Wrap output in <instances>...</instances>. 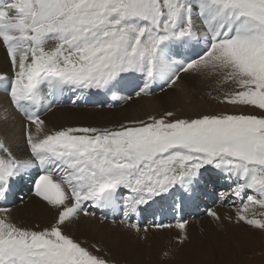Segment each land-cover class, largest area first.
I'll return each instance as SVG.
<instances>
[{"label":"snow or ice","instance_id":"snow-or-ice-1","mask_svg":"<svg viewBox=\"0 0 264 264\" xmlns=\"http://www.w3.org/2000/svg\"><path fill=\"white\" fill-rule=\"evenodd\" d=\"M0 44L12 68L0 90L22 118L20 137L0 133V264H114L71 224L99 211L101 223L110 214L146 240L144 208L163 199L179 210L212 170L229 184L220 199L235 222L264 234V0H0ZM199 81L229 85L208 95L261 114L165 109L116 127L59 129L43 119L69 94L73 104L90 94L126 102L158 86L191 104ZM20 178L53 211L46 226L12 219L5 205ZM187 223L155 227L178 229L183 247Z\"/></svg>","mask_w":264,"mask_h":264},{"label":"bare ground","instance_id":"bare-ground-1","mask_svg":"<svg viewBox=\"0 0 264 264\" xmlns=\"http://www.w3.org/2000/svg\"><path fill=\"white\" fill-rule=\"evenodd\" d=\"M0 75H6L9 78H11L12 76L11 64L7 56L6 50L2 44H0ZM208 83L212 84V82L210 81H202L198 83V85H196V89L198 88L201 89L203 88V86L208 85ZM157 90H158V86H157ZM123 94L127 95L128 93L124 92ZM155 94L149 97H142L139 99L133 98L134 100H131V102L129 103H127V101L117 102L118 104H115V102L110 101L108 97L105 100V98H103V94H90L87 101H78L76 104L71 103V100L75 96L72 99L65 98V101L61 102L58 106H55L53 110L50 111V114L47 112V115L44 116L43 119L46 118L45 121L47 122L48 127L50 129H59L62 127H72V126H93V125H98V127H100V125H102L101 127H116L122 122L127 123L129 121L142 119L143 117H148V115L158 112L160 108L164 110L166 108L172 109L177 106H181L184 103H187L178 93H173L171 90L169 92V96L167 97L163 96L161 98H155L157 96V95L155 96ZM107 103H111L112 107L106 108L105 104ZM196 103L197 102L195 100H192L191 103L193 104L191 106L192 109L196 105L199 106V104ZM187 104L189 106V103ZM94 105H102L105 107H102L103 108L102 110L98 109L99 107L97 108V110H93L96 108H85ZM119 107L121 108L119 109ZM5 114L8 115L7 120H4L2 118ZM21 120L22 118L20 117V115L16 113L14 109H12L7 94L4 91L0 90V133L9 136L10 139L20 137L22 134V129L20 127ZM19 143L21 144V147L19 149L14 148V150L17 151L18 155H23L24 152L22 148V141H19ZM212 177L214 180L215 177L219 178V183L217 187H226L228 185L226 181H224L218 174H216L215 170H212V172L206 174L202 178L195 198L182 205V207L180 208L182 209V212L180 214H177V211L173 212L170 206L171 205L170 200L162 199L159 204L154 203L150 206H146L142 211L143 214L141 213V216L139 217V219L144 223L143 226H146L150 222V225L148 224L147 226V228L150 229L149 227L152 224L154 225L157 224V220L159 219H162L161 223L166 222L169 224L171 222L172 223L174 222L175 225L177 219H181L183 217L185 218L186 214H189L188 218L190 220V224H191L190 228L192 232L194 233L200 232L203 236L205 235L204 237L209 236L216 238L215 241H212L215 243L208 242L204 245L199 244L198 247H196L195 245H190V248L192 249L191 252H189L190 248L185 247L183 249V251L185 252L181 254L179 260H183L184 263L187 264H192L193 260L198 261V259L201 258V256L198 255V252L202 255V252H204L205 249L208 248V245L217 246V249L216 250L214 249V251L216 254H219L220 263H224L226 261L228 262L227 256L231 249L229 243H232V245H234L233 247L236 246V248H239L240 250H246L251 252V251H255L259 247L260 240L264 236V234L260 233L258 230H253L247 225L246 227H248V230L241 233L240 235L235 231H233V226H234L233 221L235 220L234 219L235 215L233 214V212H231L232 213L231 215H234L233 220L229 221L230 223L227 225V223L225 222V217H226V213L230 214V211H228L226 208L223 207V205H225L224 203L218 204L215 207V209H213L221 215L222 223L214 221L210 216H204L202 218L203 211H207L210 207H213L215 203L214 192L217 190V188L214 189L212 187L210 189L206 188L208 186L207 184H210V186H212L213 182L210 181ZM23 182L25 183L24 185H26V188L28 187V185H30V187L28 188L32 187V185L29 183L27 178H20L17 181H15L13 185V196H12L13 198L15 197V199L14 200L11 199L10 203L8 201L5 206L7 207V205H9L8 208L10 209V215L14 221L19 217V220L17 222H23L21 226L29 227L37 223L40 224L42 227L46 226L51 221L54 215L53 211L50 210L46 205V203L40 200L38 197H32L33 196L32 191L30 193L31 197L29 196L19 197L21 187L23 188V184H22ZM221 193L224 192L221 191ZM24 194L25 193H22L23 196ZM17 199H18V204L22 199H24L26 201L25 203L26 205L23 202H21L24 205H21L20 203L17 207L14 206L15 200ZM225 203L227 202L225 201ZM171 211H172V215H169ZM101 214L104 215L103 213L97 211V217L95 219L84 217L89 222L87 223L81 222L78 225H75L74 227L77 229L74 232H72L73 230L71 231L70 227L68 230H70L71 233H74V236L76 238L81 237V238H85L87 241L89 240L90 241L89 244H91L92 242L97 243L99 239H102L99 237L100 235H98V233L99 232L107 233L109 224H112L111 221L113 219V217L109 214V218L105 220L103 223H101L100 221V216H102ZM199 214H200L199 217L201 218L197 217ZM0 215H3V213H0ZM173 217H175L176 219ZM119 218L120 217H116L117 220ZM193 218H197V219H193ZM195 222H198V224ZM234 223L236 224V222ZM190 224H188V226ZM152 229H157L159 230V234H164L168 232H173V230H175V227L166 228V229H158V228H152ZM187 230H190L189 227H187ZM108 233L111 236L120 235L124 237L122 238V241L119 240L120 237L118 238V236H114L116 237L115 239L112 238L113 240H115V243L119 245L118 248L119 252H117L118 256L116 255L115 257H113L115 258V260L119 257L121 259H126L125 261L128 263L145 264L146 258L147 260H149L150 263H151V259L155 260L154 258H158V256L154 255V253L148 252L145 249H141V247L136 249V251H134V254L131 248H130L131 250L129 249L128 251H126L127 249L125 250L124 248L125 245L127 244V241H131L130 237L132 236V233L131 230L125 229L123 225H121L120 227L112 226L111 228H109ZM193 236L195 235L193 234ZM107 243L109 244L110 242ZM196 243H198V241ZM207 253L212 254L213 257L216 256L215 254H213L212 251H208ZM155 264L157 263L155 262Z\"/></svg>","mask_w":264,"mask_h":264},{"label":"rangeland","instance_id":"rangeland-1","mask_svg":"<svg viewBox=\"0 0 264 264\" xmlns=\"http://www.w3.org/2000/svg\"><path fill=\"white\" fill-rule=\"evenodd\" d=\"M202 81H199L196 83V85H198V83H200ZM212 85V87H211ZM214 87V88H213ZM230 88L229 85H225L223 86V88L218 92L216 89H215V85L212 83V84H209L208 85H205L203 86V88L201 89H196L195 88V93H194V98L193 100H195L199 106H195L193 107V109L191 108V106L193 104H188L187 103H184L182 104L181 106H177L175 108H172V110H176L178 112V114L180 115H185V116H192V115H196L197 113H210V114H215V113H220V112H228V113H234V112H244L246 114H255V115H260L261 113H259L257 110L255 109H252L250 107H240V106H232V105H226V104H222L220 103L219 101L217 100H214L212 99L211 96L208 95L209 92L212 93V96H217V95H220L223 91H226ZM200 91V92H199ZM156 94H155V98H161L163 96L167 97L169 96V92L170 90H165V92H160L159 89L157 91H155ZM162 95V96H161ZM134 100V99H132ZM131 102V100L127 101V103ZM196 103V104H197ZM109 103L105 104L106 108H110L108 106ZM115 104H118L117 102H115ZM105 106H102V105H94V106H88V107H85V108H96V109H93V110H97L98 109H103L102 107H105ZM122 107V105H121ZM119 107V109L121 108ZM167 109V108H166ZM168 109H171V108H168ZM164 109L160 108V110L156 113H159V112H162ZM50 114V112H48ZM154 113V114H156ZM47 113L44 115L46 116ZM43 116V117H44ZM46 120V118H44ZM142 119H147V117H143ZM94 127H98V125H93ZM102 125H100L101 127ZM211 182H213L212 186H210V184H207L208 186L206 187L207 189H210L211 187L214 189V188H217V190L214 192V200H215V203L213 205V207H210L209 209H215V207L218 205V204H222L224 203L225 205H223L224 208H226L228 211H230V214L229 213H226V217L227 216H234L235 215V209L230 207L228 205V203H225V202H222L221 199H220V195H221V191L222 192H226L229 190V184L226 186V187H217L218 183H219V178L215 177V180L212 179L210 180ZM209 181V182H210ZM23 188L21 187V191H20V196L19 197H31L30 193H31V188H28L30 187V185H28V187L26 188V185H24L25 183L23 182ZM22 193H25L24 196L22 195ZM13 196V195H12ZM32 197H35L34 195ZM11 199H15V197L13 198H10L9 200V203L11 201ZM18 199H21V198H18ZM18 199L15 200V203H14V206H18L21 202H23L24 204L26 203V199H22L19 204H18ZM23 203H21V205H24ZM13 205V204H12ZM26 205V204H25ZM9 205H7L8 207ZM15 207V208H16ZM231 208V209H230ZM171 209L173 210V212H176L177 210H174L172 207ZM190 212H191V209H190ZM207 211H203V214H202V218L204 216H208L206 214ZM233 212L234 215H231ZM202 213V212H201ZM200 213V214H201ZM143 214V213H142ZM200 214L197 216L199 217ZM102 215V214H101ZM169 215H172V211L171 213H169ZM189 214H186V217L183 218L182 220H185L187 221V227H189L190 230H187V234L189 236V241L187 242V244H185L183 247H179L175 241L176 239L178 238V236L180 235L179 233V230L175 228V230H173V232H168V233H164V234H159V230L157 229H152V228H156L154 224H152L148 229V232L145 234V233H142L141 235H146L147 239L146 240H143L141 241L135 234L134 232L131 231L132 233V236L130 237V240L131 241H127V244L125 245V250L128 251L130 248L133 250V254H134V251H136V249L140 248L141 249H145L147 250L148 252H151V253H154L155 256H158V258H154L155 260L151 259V263L155 264V262L157 264H187V263H184L183 260H179L181 254L185 251H183V249L186 247V248H190V245H195L196 247H198V245H204L208 242H212V241H215L216 238L215 237H204L200 232H192L191 231V224H190V220H189ZM175 218V217H173ZM201 218V217H199ZM144 219V218H143ZM154 219V218H153ZM152 219V221H153ZM176 219V218H175ZM192 219V218H191ZM193 219H197V218H193ZM19 220V217L15 220V222L19 225H21L23 222H17ZM87 219H85L84 217H81L79 220L75 221L74 223L71 224L70 226V229L72 232H74L77 228H75L74 226L75 225H78L79 223L81 222H89L88 220L85 221ZM145 220V219H144ZM151 221V222H152ZM134 222V221H133ZM162 222V219H159L157 220V223H161ZM225 222L227 223V225L230 223L228 219L225 218ZM235 220L233 221V231H235L236 233H238L239 235L243 232H245L246 230H248V227H246L245 224L243 223H240V224H235L234 223ZM198 224V222H195ZM163 224H168L166 222H163ZM169 224H172L174 225V222L172 223H169ZM188 224H190L188 226ZM90 225V223H89ZM149 225H150V222H149ZM112 226H117V227H120L121 225L119 223L113 225V224H109V228H111ZM148 224L146 226H143L142 227H145L147 228ZM109 228L107 229V233L106 232H99L98 235H100L99 237L102 238V239H99L97 241V244H99V246L104 249L105 251L108 252V257L109 259H111L112 261H114V264H133V263H128L126 262L125 260L126 259H121V258H117L115 260V257L116 255L118 256V253L119 250V245H117L115 243V239L116 237L114 236H118L119 240L122 241V238H124L123 236H120V235H110L108 233L109 231ZM235 228V229H234ZM166 229V228H165ZM70 231V230H69ZM177 231V232H176ZM234 232V233H235ZM74 235V233H72ZM107 236H106V235ZM110 238H109V236ZM158 234V235H157ZM173 234V235H172ZM193 234L195 236H193ZM172 235V236H171ZM163 236V237H162ZM169 236V237H168ZM162 237V238H161ZM199 237V238H198ZM108 238V239H107ZM113 238V239H112ZM132 238V239H131ZM150 238V239H149ZM207 238V239H206ZM78 239H81V240H84L85 238H78ZM198 239V240H197ZM201 239V240H200ZM113 240V241H112ZM135 240V241H134ZM154 240V241H153ZM196 240V241H195ZM137 241V242H136ZM191 241V242H190ZM198 241V243H196ZM201 241V243H200ZM88 242H90L88 240ZM107 242H110L109 244ZM92 243H96V242H92ZM133 243V244H132ZM212 243H215V242H212ZM135 244V245H134ZM211 244V243H209ZM236 245V244H235ZM264 236L262 237V239L260 240V243H259V247L255 250V251H246V250H240L239 248H236L233 247L234 245H232V243H229V246H230V252L227 256V260L228 262H224V263H220V259H219V254H216L214 249L216 250L217 249V246L216 245H211L209 246L208 245V248L205 249L204 252H202V255L198 252V255L201 256V260L198 259L197 260H193L192 261V264H264ZM106 246V247H105ZM108 246V247H107ZM153 247V248H152ZM107 249V250H106ZM130 249V250H131ZM182 251H181V250ZM179 251V252H178ZM192 249L190 248L189 252H191ZM208 251H212L213 254H215L216 258L212 256V254H208L207 252ZM164 252H168L169 253V256L168 257H165L163 254ZM113 255V256H112ZM206 255V256H205ZM178 256V257H177ZM205 256V257H204ZM177 257V259H176ZM216 261V262H215ZM149 262V260H147L146 258V261H145V264H151Z\"/></svg>","mask_w":264,"mask_h":264}]
</instances>
